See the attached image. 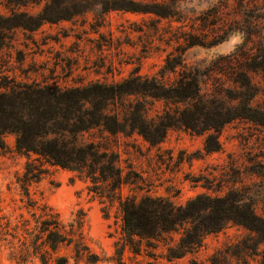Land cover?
Returning a JSON list of instances; mask_svg holds the SVG:
<instances>
[{"label":"rangeland","instance_id":"374dc122","mask_svg":"<svg viewBox=\"0 0 264 264\" xmlns=\"http://www.w3.org/2000/svg\"><path fill=\"white\" fill-rule=\"evenodd\" d=\"M28 89L60 93L70 117L115 122L84 140L114 152L123 175L131 170L122 194L176 206L228 199L264 229V0H0V95ZM14 138L0 130V264H40L17 250L54 212L66 227L81 221L87 251L70 243L55 252L67 264L264 261V242L230 219L181 258L143 242L134 253L116 202L89 192L85 176L15 152ZM27 161L45 173L25 195Z\"/></svg>","mask_w":264,"mask_h":264},{"label":"trees","instance_id":"16d2710c","mask_svg":"<svg viewBox=\"0 0 264 264\" xmlns=\"http://www.w3.org/2000/svg\"><path fill=\"white\" fill-rule=\"evenodd\" d=\"M12 94L0 95V130L14 133V151L25 155L32 153L41 165L58 166L89 178L92 183L87 187L89 192L96 193L102 202L117 203L123 246L128 244L134 253H138L143 242L145 246L161 244L164 247L162 255L167 261L181 258L199 249L205 235L221 230L228 219L247 225L245 227L255 232L258 242H264V229L248 218L247 207L240 209L228 199L220 201L195 196L176 206L162 196L122 194L124 184L135 183L131 170L123 175L122 169L115 165L119 158L114 152L101 150L99 143L84 140L85 132L101 125L111 132L115 122L111 125L96 114L68 116L60 93L28 89ZM63 97L68 98L66 94ZM138 133L152 142L144 132ZM42 173H45L44 168L26 162L22 178H19L25 195H28V182L39 180ZM200 205H207L203 217L197 216ZM40 224L31 231L25 230L29 238L19 244L20 261L23 256L33 254L40 264H67V258L55 252L59 246L70 243L77 253L87 251L82 242L81 221L75 220L67 228L61 225L54 212Z\"/></svg>","mask_w":264,"mask_h":264}]
</instances>
